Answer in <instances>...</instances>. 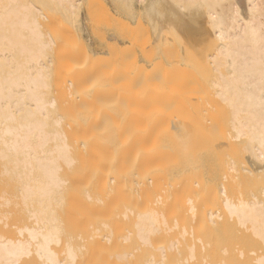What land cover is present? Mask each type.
<instances>
[{
    "label": "bare ground",
    "instance_id": "6f19581e",
    "mask_svg": "<svg viewBox=\"0 0 264 264\" xmlns=\"http://www.w3.org/2000/svg\"><path fill=\"white\" fill-rule=\"evenodd\" d=\"M113 1L131 12L146 0ZM43 3L81 0H0V264H197L199 245L198 264H212L207 242H241L238 261L264 264V0H149L156 52L134 74L129 25H110L115 62L99 61L90 92L66 81ZM166 93V111L124 136L131 105ZM103 130L112 137L77 143Z\"/></svg>",
    "mask_w": 264,
    "mask_h": 264
},
{
    "label": "rangeland",
    "instance_id": "374dc122",
    "mask_svg": "<svg viewBox=\"0 0 264 264\" xmlns=\"http://www.w3.org/2000/svg\"><path fill=\"white\" fill-rule=\"evenodd\" d=\"M148 2L149 0H146L144 2H137L134 10L131 12L121 9L113 0H81V3L77 6L76 9L74 8L69 9L68 7L60 6L56 4H48V3L37 4V7L43 10V16L41 18L43 29L51 33L55 41L54 47L56 51L58 52L59 57L63 58L61 62L67 67V70L65 72L66 81L67 80L74 81L76 86L85 92L92 91L102 81H104L105 77L103 76L100 69L102 68V66L104 67L106 62L101 63L99 61L105 60V61H110L111 64H114L115 62V60L113 59L114 56L113 54H110L109 52L110 50L108 46L109 45L113 46L119 40L121 35L119 34L120 30L118 33L117 29L118 28L120 29V27H122V25L124 24L129 25L128 32L126 33L129 37L126 35L127 43L126 45H124V48L131 49L133 47L134 49L132 48V50L137 52L139 58L137 57V55L132 56V53H131V55L129 56V59L131 56L133 59L134 57H136L135 63H133L134 60L131 61V59L130 61L129 60L126 61L127 57H124L123 60L126 63L128 62L129 67H127L125 64L124 66L123 65L121 66L131 68L134 73L136 63H138L139 66L142 64H147L146 61L149 58V56L156 52V50L153 49L152 45L150 46L152 48L147 50L149 48V44L146 43L148 42L146 41L147 40L146 36L148 32L146 30L147 22L145 19V8ZM114 22H117L118 24ZM110 25L111 26L117 25L116 26L117 29L116 28H115L116 30L113 29V27H110ZM134 37H139V38L141 37L140 39L141 42L143 39V44H142L143 48L141 45H139L141 43L139 44L135 43V41L139 38H134ZM133 38H134V43L137 46L132 44ZM148 40H149V37H148ZM135 48H137V50ZM146 52H149V53L146 54ZM101 64L102 66H100ZM118 64L120 65L121 63L118 62ZM106 65H109L108 62ZM199 95H204V94H199ZM170 97H171V93H166L162 95V97L159 98V101L155 105L153 103H150L144 106H138L136 105V103H133L131 106L135 107L136 111H134L133 117H131L126 122V124H124L125 132L123 135L125 136L126 134L136 133L135 128L137 126L136 125L137 121L140 118L145 117L146 114L150 112L152 109H156L157 107H159V108H163L166 111ZM87 101L93 103L94 100L93 98L87 97ZM112 101L117 102V99L113 98ZM66 109L68 110L70 108L67 107ZM211 112L213 111L211 110ZM158 123H161V121H159ZM111 137H112V132L110 130H103V131H98L95 134L84 136L83 138L79 139L77 143L82 144L84 146L91 139L99 140V139H105V138H111ZM168 165H169V160H168L167 155H164L162 158H160L159 161L156 162V164H154L155 169H163L164 167H167ZM103 174L104 172L102 170H97V172H95L96 176H102ZM169 202L170 201H167L166 203H169ZM85 205L87 204L86 203L82 204V207H85ZM116 209L118 211H121L122 205L118 204ZM11 213H13V211ZM20 214L22 216H19ZM20 214L18 213V219H21V220L24 219L25 217L24 213L23 214L20 213ZM104 216L105 215L100 214L98 215L97 219L101 221L103 220L104 222H106L105 221L106 219ZM8 217L10 216L8 215ZM16 217L13 216L12 218L11 216L10 221L13 222V224L15 223L16 225H18V221L20 220H16ZM23 221L24 220H22L21 222L23 223ZM21 222H19V225H21L20 224ZM109 229H110V226L108 224L103 226L104 233H108ZM84 230L85 229H81V230L76 229L75 230L76 235L83 233L82 231ZM76 240L80 241V239L78 238H74L73 241H76ZM92 244L93 246L91 248L90 254H92L94 251H96L97 253H102L106 248L103 244H100V243L98 244V243L92 242ZM223 244L225 243L221 242L218 244H213V243L207 242L206 246L208 245L207 246L208 253L209 251L212 253V254L211 253L209 254V259L210 257L213 258V259L212 258L210 259V262L212 264L213 262L216 263V261L221 262V259H217L218 257L216 258L215 255L216 256L221 255L219 257L223 258L222 260H225L226 262L229 261L228 263H231V264L232 262L234 264L244 263V262H241L244 260L238 261L235 258V254L237 253V251L244 250L245 248V246L241 242L233 243L234 249H233L232 244L231 245L228 244V246L227 244L225 245ZM199 246L197 247V250H196L197 251L196 254L198 256L197 264L200 261L199 257L201 255V250L199 249L200 248ZM221 246H222V249H221ZM235 248L237 249V251L235 250ZM224 249L229 250V251L227 250L228 255H229L228 257L226 256L227 254L224 253V251H221ZM248 249L249 248H246L245 251L248 255H250L251 253L248 252L249 251ZM219 251L223 254L224 257L222 256L221 253L219 254ZM92 258L93 260H96L98 257L93 256ZM77 264H89V261H84L83 259H80L78 260Z\"/></svg>",
    "mask_w": 264,
    "mask_h": 264
}]
</instances>
